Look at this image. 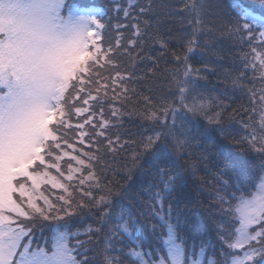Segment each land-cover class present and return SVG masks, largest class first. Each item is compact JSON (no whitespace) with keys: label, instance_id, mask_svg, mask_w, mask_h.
<instances>
[{"label":"snow or ice","instance_id":"snow-or-ice-1","mask_svg":"<svg viewBox=\"0 0 264 264\" xmlns=\"http://www.w3.org/2000/svg\"><path fill=\"white\" fill-rule=\"evenodd\" d=\"M0 264H264V0H0Z\"/></svg>","mask_w":264,"mask_h":264},{"label":"trees","instance_id":"trees-1","mask_svg":"<svg viewBox=\"0 0 264 264\" xmlns=\"http://www.w3.org/2000/svg\"><path fill=\"white\" fill-rule=\"evenodd\" d=\"M167 27L174 28L178 30V26L174 24H168ZM187 25H185V28ZM223 47L227 48V45H222ZM153 54H155L156 51H159L158 46L153 45ZM232 55L231 52L225 56L224 59L219 61V64L222 65L223 69L225 71L231 72L233 70V65L228 57ZM212 59H216V57H212ZM169 67L171 65H168ZM197 67H200V64L196 65ZM202 84H205L207 89L209 90V93L213 96H218L220 93L225 89V87L231 88V83L229 82L227 85H225L224 81L217 75V74H209L208 80L206 82L202 81ZM131 87L136 88L138 91L143 90L142 84H132ZM245 97L239 93L232 94L229 99L226 100V103L231 105L232 107H238L240 104L245 103ZM240 119V117H237L235 121L232 122L233 130H238L241 135H246L245 130L242 128L241 124L237 121ZM258 122V121H257ZM145 122L138 120L136 117H125L123 121V127L116 129V131L121 135L122 139H127L129 141L133 139H138L143 132L145 131L144 127ZM88 150V149H85ZM106 163H108L110 166H114V170L108 171L106 175L109 179H116L120 180L122 178V173L124 169L120 167L121 163H127V153H121L120 155L116 156L115 158L112 156V154L106 155ZM204 173H199V176L201 178L204 177ZM47 187V186H46ZM50 196V198L54 199L55 195L60 194V191L58 189L52 190L49 189V191L46 192ZM207 207V205H205ZM91 222V221H88ZM45 234L47 235V231H45Z\"/></svg>","mask_w":264,"mask_h":264}]
</instances>
